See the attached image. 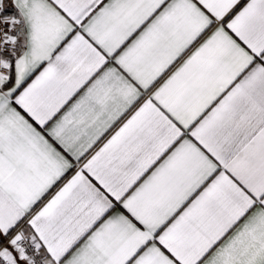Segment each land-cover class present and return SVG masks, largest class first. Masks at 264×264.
<instances>
[{
    "label": "snow or ice",
    "instance_id": "snow-or-ice-1",
    "mask_svg": "<svg viewBox=\"0 0 264 264\" xmlns=\"http://www.w3.org/2000/svg\"><path fill=\"white\" fill-rule=\"evenodd\" d=\"M0 264H264V0H0Z\"/></svg>",
    "mask_w": 264,
    "mask_h": 264
}]
</instances>
